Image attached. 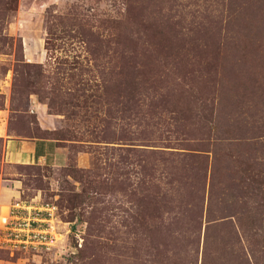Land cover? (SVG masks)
Returning <instances> with one entry per match:
<instances>
[{
	"label": "rangeland",
	"instance_id": "rangeland-1",
	"mask_svg": "<svg viewBox=\"0 0 264 264\" xmlns=\"http://www.w3.org/2000/svg\"><path fill=\"white\" fill-rule=\"evenodd\" d=\"M20 201L57 238L0 227V264H264V0H0V219Z\"/></svg>",
	"mask_w": 264,
	"mask_h": 264
},
{
	"label": "built area",
	"instance_id": "built-area-1",
	"mask_svg": "<svg viewBox=\"0 0 264 264\" xmlns=\"http://www.w3.org/2000/svg\"><path fill=\"white\" fill-rule=\"evenodd\" d=\"M54 210L55 207L51 205L25 201L11 204L0 219L4 242L11 247H50L57 238V234L47 223L52 221Z\"/></svg>",
	"mask_w": 264,
	"mask_h": 264
},
{
	"label": "crops",
	"instance_id": "crops-1",
	"mask_svg": "<svg viewBox=\"0 0 264 264\" xmlns=\"http://www.w3.org/2000/svg\"><path fill=\"white\" fill-rule=\"evenodd\" d=\"M52 141L53 140L48 141L43 139H11L8 161L32 163L36 160H40L41 162L47 163L52 160H67V152L60 150L58 144L55 146Z\"/></svg>",
	"mask_w": 264,
	"mask_h": 264
},
{
	"label": "trees",
	"instance_id": "trees-1",
	"mask_svg": "<svg viewBox=\"0 0 264 264\" xmlns=\"http://www.w3.org/2000/svg\"><path fill=\"white\" fill-rule=\"evenodd\" d=\"M48 141H51V140H48ZM52 142H54V145L56 146L57 142H56V141H52ZM52 144H53V143H52ZM54 145H53V146H54Z\"/></svg>",
	"mask_w": 264,
	"mask_h": 264
}]
</instances>
